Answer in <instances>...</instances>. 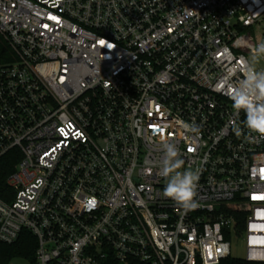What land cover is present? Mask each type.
I'll list each match as a JSON object with an SVG mask.
<instances>
[{
	"label": "built area",
	"instance_id": "1",
	"mask_svg": "<svg viewBox=\"0 0 264 264\" xmlns=\"http://www.w3.org/2000/svg\"><path fill=\"white\" fill-rule=\"evenodd\" d=\"M263 32L264 0H0V248L36 241L10 264H222L234 239L264 264V138L230 99Z\"/></svg>",
	"mask_w": 264,
	"mask_h": 264
},
{
	"label": "clouds",
	"instance_id": "2",
	"mask_svg": "<svg viewBox=\"0 0 264 264\" xmlns=\"http://www.w3.org/2000/svg\"><path fill=\"white\" fill-rule=\"evenodd\" d=\"M264 42L258 43L252 55L245 61V72L232 86L230 99L233 109L245 114V126L251 133L264 138ZM185 130L198 132L195 124H185ZM164 159L162 162V175L166 183L163 195L172 199L185 210L196 208L195 200L199 174L196 171L183 169L184 161L175 143H163ZM183 169V170H182Z\"/></svg>",
	"mask_w": 264,
	"mask_h": 264
},
{
	"label": "trees",
	"instance_id": "3",
	"mask_svg": "<svg viewBox=\"0 0 264 264\" xmlns=\"http://www.w3.org/2000/svg\"><path fill=\"white\" fill-rule=\"evenodd\" d=\"M9 52L7 46L0 39V63L1 56ZM17 162L13 156H9L0 161V198L6 199V192L9 191L7 186L8 177L15 171ZM36 248L35 238L29 234L24 233L21 240L14 246H2L0 248V264H10L16 258H33ZM222 264H250L244 260H237L230 258Z\"/></svg>",
	"mask_w": 264,
	"mask_h": 264
},
{
	"label": "rangeland",
	"instance_id": "4",
	"mask_svg": "<svg viewBox=\"0 0 264 264\" xmlns=\"http://www.w3.org/2000/svg\"><path fill=\"white\" fill-rule=\"evenodd\" d=\"M260 33L261 31L259 29L253 28L247 31H243L242 35H251L255 39L254 42L257 43L256 38H259ZM262 34H264V32ZM231 256L233 259H237V260L245 259V256H246L245 245L237 239L232 240V255Z\"/></svg>",
	"mask_w": 264,
	"mask_h": 264
},
{
	"label": "snow or ice",
	"instance_id": "5",
	"mask_svg": "<svg viewBox=\"0 0 264 264\" xmlns=\"http://www.w3.org/2000/svg\"><path fill=\"white\" fill-rule=\"evenodd\" d=\"M91 203V202H90Z\"/></svg>",
	"mask_w": 264,
	"mask_h": 264
}]
</instances>
